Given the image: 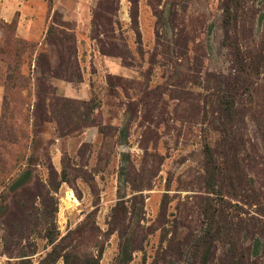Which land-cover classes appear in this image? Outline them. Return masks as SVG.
Masks as SVG:
<instances>
[{"label": "rangeland", "instance_id": "obj_1", "mask_svg": "<svg viewBox=\"0 0 264 264\" xmlns=\"http://www.w3.org/2000/svg\"><path fill=\"white\" fill-rule=\"evenodd\" d=\"M0 23L36 44L8 82L0 41V264H264V0H0Z\"/></svg>", "mask_w": 264, "mask_h": 264}, {"label": "trees", "instance_id": "obj_2", "mask_svg": "<svg viewBox=\"0 0 264 264\" xmlns=\"http://www.w3.org/2000/svg\"><path fill=\"white\" fill-rule=\"evenodd\" d=\"M12 25L13 24H8V23H0L1 29H3L4 31H0V41H1V45H3V47H5L7 50L12 47L15 49L16 51V57L17 59L14 62V65H11L9 67L10 72L7 75V81L9 82V80H13L14 78H17L16 76L20 73V60L19 58L22 56V54L24 52H28L29 53V57L31 58L32 61V57L34 55V52L36 50V44L30 43V42H26L25 40L19 39L17 36H15L14 31H12ZM11 30V31H9ZM3 49L0 48V52ZM45 58L44 55H41L40 57H38V60ZM6 81V82H7ZM6 86V83H5ZM40 99H42L41 97H39ZM207 154L210 157V159H213L212 157V153H211V149L209 147H207ZM21 181V180H20ZM20 181H18L17 183H20ZM65 182V181H63Z\"/></svg>", "mask_w": 264, "mask_h": 264}]
</instances>
